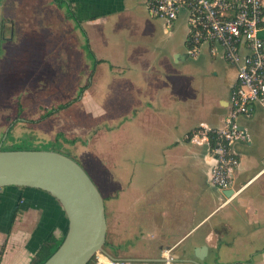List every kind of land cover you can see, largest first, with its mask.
<instances>
[{"label": "crops", "instance_id": "obj_1", "mask_svg": "<svg viewBox=\"0 0 264 264\" xmlns=\"http://www.w3.org/2000/svg\"><path fill=\"white\" fill-rule=\"evenodd\" d=\"M151 1L3 0L0 10L6 14L8 5L15 4L10 8L16 13L6 23L15 25L19 59L24 52L32 63L42 57L35 66L42 72L44 59L49 64L47 58L54 56L43 69L61 71L62 87L80 33L97 35L98 67L106 64L110 72H98V87L110 85L111 102L129 106L133 140L143 136L149 143L152 133L158 138L157 177L140 176L132 165L125 190L110 199L119 205L126 194L125 222L116 205L110 206V250L116 253L126 243L127 256H106L164 264L168 251L170 264H264V110L254 107L249 117L234 121L248 141L233 148L239 164L226 198L228 190L218 191L210 183L208 145L188 136L201 125L224 126L235 68L211 43L188 56L186 12L167 25L149 14ZM3 29L1 24L0 37ZM259 36L264 42V18ZM66 224L50 195L0 189V264H29L50 235L62 237ZM201 248L206 250L200 256Z\"/></svg>", "mask_w": 264, "mask_h": 264}, {"label": "rangeland", "instance_id": "obj_2", "mask_svg": "<svg viewBox=\"0 0 264 264\" xmlns=\"http://www.w3.org/2000/svg\"><path fill=\"white\" fill-rule=\"evenodd\" d=\"M11 5H8L6 14L0 10V27L1 24L4 27L3 37H0V144L7 147L26 138L30 143L27 146L46 148L75 161L104 200L107 246L103 250L112 256H127L126 243L116 253L110 250V206L115 204L110 199L125 190L127 173L132 165L140 176L148 172L152 178L157 177L155 167L160 160L158 138L152 133L149 143L143 136L133 140L129 106L126 102H111L110 85L103 89L98 87L99 73L108 71L109 67L106 64L98 67L97 35L90 31L80 33V45L71 50L69 71L64 74L62 87L61 71L52 73L43 69L44 66L50 67L54 56L47 58L49 64L46 58L43 65L39 64L42 72L35 69L42 57L32 63L30 53L24 52L19 59L15 25L6 23L16 13ZM88 48L95 61L89 57ZM84 87L86 89L81 91ZM118 90L121 92L123 89ZM49 113L51 115L47 116ZM8 130H11L9 134L13 142L4 136ZM116 176L121 178L120 182H116ZM126 200L125 194L122 203L115 204L124 222ZM97 257L95 255L90 264H96Z\"/></svg>", "mask_w": 264, "mask_h": 264}, {"label": "built area", "instance_id": "obj_3", "mask_svg": "<svg viewBox=\"0 0 264 264\" xmlns=\"http://www.w3.org/2000/svg\"><path fill=\"white\" fill-rule=\"evenodd\" d=\"M148 12L167 25L181 12H186L188 56H195L202 43H211L235 68V83L230 91L224 126L210 129L201 125L188 136L193 143L208 145L212 156L210 183L218 191L228 190L233 171L239 164L233 148L248 141L246 133L239 130L234 121L249 117L254 107L264 110V42L259 36L263 4L261 0H152ZM210 135H213V145L209 143ZM96 255V264H133L130 260L112 259L104 253ZM163 259L164 264L173 260L168 251Z\"/></svg>", "mask_w": 264, "mask_h": 264}, {"label": "water", "instance_id": "obj_4", "mask_svg": "<svg viewBox=\"0 0 264 264\" xmlns=\"http://www.w3.org/2000/svg\"><path fill=\"white\" fill-rule=\"evenodd\" d=\"M7 187L42 191L55 199L64 212V239L43 264H88L93 256L104 253V200L75 161L51 150L3 151L0 144V189ZM231 194V190L223 193L226 198ZM205 250L199 249V255Z\"/></svg>", "mask_w": 264, "mask_h": 264}, {"label": "trees", "instance_id": "obj_5", "mask_svg": "<svg viewBox=\"0 0 264 264\" xmlns=\"http://www.w3.org/2000/svg\"><path fill=\"white\" fill-rule=\"evenodd\" d=\"M87 51H88L89 57L92 58L93 61H95L94 60V56H93L92 52L89 50V48L87 49ZM85 89L86 88L84 87L81 91H84ZM52 113H54V112L52 111ZM50 115H51L50 113L47 114V116H50ZM10 132H11V130H8L7 131L6 140H11V142H13L12 141L11 134H9ZM209 138H210V142H209L210 145H213V143H214V140L212 139L213 138V135H210ZM14 143H16V142L14 141L10 146H7V147H4L2 145L1 146V150H3V151L48 150L46 148L39 149V148H36V147H33V146H27L30 143L27 141L26 138H24L22 141L21 140L19 141V143H21L20 145H19L18 142H17V144H14ZM4 144H6V143H4ZM66 230H67V224L65 226L64 233L62 234V237L59 238V239H56L53 235H50L48 237V239L45 240L42 243V245L40 246L39 250L33 256V258L31 259V261L29 262V264H43L48 258H50V256L53 255V253L58 249V247L62 243V241L64 239V236H65V233H66ZM106 246H107V243L105 241V244H104L103 248L106 247ZM94 257L95 256H93L91 258V260L88 262V264H90L92 262V260L94 259Z\"/></svg>", "mask_w": 264, "mask_h": 264}, {"label": "bare ground", "instance_id": "obj_6", "mask_svg": "<svg viewBox=\"0 0 264 264\" xmlns=\"http://www.w3.org/2000/svg\"><path fill=\"white\" fill-rule=\"evenodd\" d=\"M103 260H105V259L103 258Z\"/></svg>", "mask_w": 264, "mask_h": 264}]
</instances>
